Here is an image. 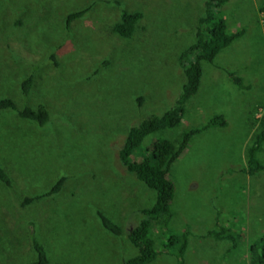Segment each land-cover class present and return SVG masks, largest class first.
<instances>
[{
  "label": "rangeland",
  "instance_id": "374dc122",
  "mask_svg": "<svg viewBox=\"0 0 264 264\" xmlns=\"http://www.w3.org/2000/svg\"><path fill=\"white\" fill-rule=\"evenodd\" d=\"M262 2L230 0L222 9L230 32L244 33L203 65L200 90L173 130L202 126L216 114L228 122L194 137L173 165L175 217L164 232L192 227L183 264H244L239 252L225 257L228 242L203 238L218 217L248 242L264 234V175L253 184L239 171L252 144L250 114L264 105ZM88 7L66 31L65 17ZM203 9L204 0H0V99L20 109L42 104L49 113L42 125L0 111V165L12 176L10 186L0 183V264H34L35 241L50 264H119L136 253L127 235L104 229L99 213L127 227L152 204L155 191L123 167L119 151L142 114L178 99L185 79L176 54L194 38ZM123 10L144 13L135 39L111 34ZM105 60L108 68L95 74ZM32 72L27 95L20 79ZM146 143L133 158L148 156ZM61 177L67 180L57 194L20 207ZM159 234L156 228L160 243ZM166 249L151 264H180Z\"/></svg>",
  "mask_w": 264,
  "mask_h": 264
},
{
  "label": "trees",
  "instance_id": "16d2710c",
  "mask_svg": "<svg viewBox=\"0 0 264 264\" xmlns=\"http://www.w3.org/2000/svg\"><path fill=\"white\" fill-rule=\"evenodd\" d=\"M229 1L204 0V9L198 17L196 25L192 28L194 38L176 54L177 63L185 79L178 99L169 109H165V106L160 107L154 111L152 110L149 117L141 119L143 117L142 114L139 120L135 122L138 124L129 129L126 142L119 151V159L123 167L156 193L152 198V204L139 209L138 215H141V218L136 222L132 221L135 222V225H132L133 223L129 221L128 229L121 223L110 219L103 212L99 213L104 229L117 236L127 235V239L136 250L134 255L123 259L119 264L154 263L160 253H162V250L166 248L175 252L180 264L184 263L186 251L190 244V236L191 233H194L191 231L192 227L184 225L185 229L175 234L164 232L167 228H172V222L175 217L172 209L176 195L175 184L172 180L173 165L185 153L194 137L210 129L226 127L228 122L224 115L216 114L202 126L182 132L173 130L181 125L182 119L186 115L187 103L200 90L203 65L205 63L213 64L220 52L244 33V31L230 32L229 24L222 12V9ZM50 6L52 5L48 4V7ZM4 10L8 14L9 8L5 7ZM90 10L91 7H88L68 14L65 17L66 31L71 29L72 22L86 16ZM259 12H264V2L261 3ZM50 13L47 11L48 18ZM143 18L144 13L142 11L123 10L119 20L112 26L111 34L120 38L133 39L135 30L138 29ZM53 63L56 66L58 65L55 56L53 57ZM108 64L107 60L98 64L95 74H98V71L102 68H108ZM40 65L39 63L36 64V66ZM48 70L49 68L46 72ZM234 79L241 83L238 76H235ZM34 84V72L29 75L24 74L20 79V89L24 94L28 95ZM138 99L143 100L142 97H138ZM7 109L16 111L23 118L39 121L42 125L49 122V113L42 104L37 108L25 106L20 109L12 98L0 99V111ZM250 117V125L254 130L252 144L247 148L243 167L239 171L246 177H250L253 184H255L258 182L259 177L262 179L264 175V157H262L264 156V105L262 104L258 110L254 109ZM149 138L153 139L150 140ZM145 142H147L146 144L150 143L147 146L149 154L143 159L136 160L133 156ZM66 180V177H61L45 193L26 197L20 203V207L24 208L34 201L57 194ZM11 181V174L9 176L0 165V183L10 186ZM235 210H238V208ZM135 218L137 219V213ZM230 224L232 225V223ZM230 224H221L218 217L215 225L207 229L203 238L209 237L216 242H228L227 247L223 246L225 257L239 252L240 254L236 258H241L242 256L241 259H243L244 264H264V234L252 242H248L244 231L241 229L243 234L241 232L238 233L233 230ZM156 228L160 229L159 235L163 236V240L160 243L158 242V236L157 238L155 237ZM165 237L167 238L166 242L164 241ZM160 245L163 246L161 250L157 248ZM33 247L38 252V257L34 264H50L44 246L35 241L33 242Z\"/></svg>",
  "mask_w": 264,
  "mask_h": 264
}]
</instances>
